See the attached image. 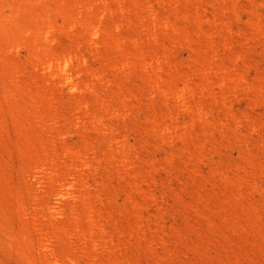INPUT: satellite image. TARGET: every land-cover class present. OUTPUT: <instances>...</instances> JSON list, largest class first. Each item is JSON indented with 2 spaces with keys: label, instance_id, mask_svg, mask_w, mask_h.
Wrapping results in <instances>:
<instances>
[{
  "label": "rangeland",
  "instance_id": "obj_1",
  "mask_svg": "<svg viewBox=\"0 0 264 264\" xmlns=\"http://www.w3.org/2000/svg\"><path fill=\"white\" fill-rule=\"evenodd\" d=\"M0 264H264V0H0Z\"/></svg>",
  "mask_w": 264,
  "mask_h": 264
}]
</instances>
